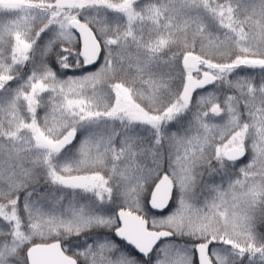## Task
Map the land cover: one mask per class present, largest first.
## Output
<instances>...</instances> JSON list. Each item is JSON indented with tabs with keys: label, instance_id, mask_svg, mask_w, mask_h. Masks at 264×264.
Here are the masks:
<instances>
[{
	"label": "snow or ice",
	"instance_id": "snow-or-ice-1",
	"mask_svg": "<svg viewBox=\"0 0 264 264\" xmlns=\"http://www.w3.org/2000/svg\"><path fill=\"white\" fill-rule=\"evenodd\" d=\"M264 0H0V264H264Z\"/></svg>",
	"mask_w": 264,
	"mask_h": 264
},
{
	"label": "rangeland",
	"instance_id": "rangeland-1",
	"mask_svg": "<svg viewBox=\"0 0 264 264\" xmlns=\"http://www.w3.org/2000/svg\"><path fill=\"white\" fill-rule=\"evenodd\" d=\"M257 231L264 233V224H261L259 221V217H257Z\"/></svg>",
	"mask_w": 264,
	"mask_h": 264
}]
</instances>
